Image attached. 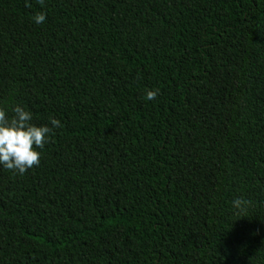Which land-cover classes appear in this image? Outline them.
I'll use <instances>...</instances> for the list:
<instances>
[{
    "label": "trees",
    "instance_id": "16d2710c",
    "mask_svg": "<svg viewBox=\"0 0 264 264\" xmlns=\"http://www.w3.org/2000/svg\"><path fill=\"white\" fill-rule=\"evenodd\" d=\"M17 105L61 127L0 165V264H264V0H0Z\"/></svg>",
    "mask_w": 264,
    "mask_h": 264
},
{
    "label": "clouds",
    "instance_id": "9594fccd",
    "mask_svg": "<svg viewBox=\"0 0 264 264\" xmlns=\"http://www.w3.org/2000/svg\"><path fill=\"white\" fill-rule=\"evenodd\" d=\"M44 0H38L43 5ZM46 19L44 13L34 17L36 23H43ZM159 89L147 91V99L154 100ZM14 115L9 118L6 111L0 108V165L10 171L23 175L30 168L39 166L42 149L48 141L53 128L61 127L60 121L50 119L52 128L48 126H35L30 123L32 113L17 105L13 108ZM252 201L238 197L232 201L237 215L246 214Z\"/></svg>",
    "mask_w": 264,
    "mask_h": 264
}]
</instances>
